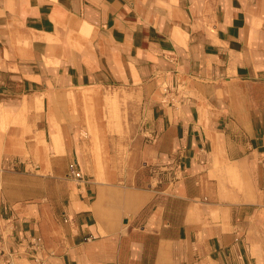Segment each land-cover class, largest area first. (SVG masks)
Listing matches in <instances>:
<instances>
[{
	"label": "crops",
	"instance_id": "obj_1",
	"mask_svg": "<svg viewBox=\"0 0 264 264\" xmlns=\"http://www.w3.org/2000/svg\"><path fill=\"white\" fill-rule=\"evenodd\" d=\"M0 264H264V0H0Z\"/></svg>",
	"mask_w": 264,
	"mask_h": 264
},
{
	"label": "built area",
	"instance_id": "obj_2",
	"mask_svg": "<svg viewBox=\"0 0 264 264\" xmlns=\"http://www.w3.org/2000/svg\"><path fill=\"white\" fill-rule=\"evenodd\" d=\"M164 100L167 101L166 98ZM69 175L78 181L82 180V174L75 165L70 166Z\"/></svg>",
	"mask_w": 264,
	"mask_h": 264
},
{
	"label": "bare ground",
	"instance_id": "obj_3",
	"mask_svg": "<svg viewBox=\"0 0 264 264\" xmlns=\"http://www.w3.org/2000/svg\"><path fill=\"white\" fill-rule=\"evenodd\" d=\"M135 74V73H134ZM104 92V91H103ZM84 93V92H83ZM106 94H108L107 92H106ZM69 95V94H68ZM112 97V96H111ZM38 98V97H37ZM104 98V97H103ZM108 98V97H107ZM90 99V98H89ZM41 100V99H40ZM37 104V103H36ZM41 104V103H40ZM37 106V105H36ZM116 113V112H115ZM110 114V113H109ZM116 115H117V113H116ZM110 116V115H109ZM115 116V115H114ZM118 117V116H117ZM113 118V117H112ZM111 118V119H112ZM116 120V119H115ZM93 129V128H92Z\"/></svg>",
	"mask_w": 264,
	"mask_h": 264
}]
</instances>
